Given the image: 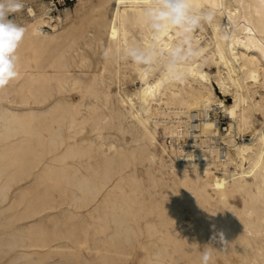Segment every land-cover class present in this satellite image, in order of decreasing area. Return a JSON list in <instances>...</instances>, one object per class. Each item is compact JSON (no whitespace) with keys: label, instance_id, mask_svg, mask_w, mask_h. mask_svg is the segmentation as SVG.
<instances>
[{"label":"bare ground","instance_id":"6f19581e","mask_svg":"<svg viewBox=\"0 0 264 264\" xmlns=\"http://www.w3.org/2000/svg\"><path fill=\"white\" fill-rule=\"evenodd\" d=\"M154 2L108 0L88 23L77 0L64 28L73 11L25 0L0 89V264H201L208 245L209 264H264V0H192L214 35L188 33L181 81L103 55L182 41L151 29Z\"/></svg>","mask_w":264,"mask_h":264},{"label":"clouds","instance_id":"9594fccd","mask_svg":"<svg viewBox=\"0 0 264 264\" xmlns=\"http://www.w3.org/2000/svg\"><path fill=\"white\" fill-rule=\"evenodd\" d=\"M23 0H0V89L19 78L18 49L24 39L26 28L18 25L10 17L21 11ZM210 10H197L192 0H155L144 10V16L155 32L175 28L183 38L172 45L167 52L156 48L129 46L114 52L105 49V59L120 58L138 66L145 71L159 70L168 79L181 81L186 76V66L199 54L190 43L188 33L203 22L212 19ZM214 247H203L201 264H209L213 259Z\"/></svg>","mask_w":264,"mask_h":264},{"label":"rangeland","instance_id":"374dc122","mask_svg":"<svg viewBox=\"0 0 264 264\" xmlns=\"http://www.w3.org/2000/svg\"><path fill=\"white\" fill-rule=\"evenodd\" d=\"M45 1H47V0H45ZM107 1L108 0H86L85 8L89 11L90 14L88 15V18L85 19V21L89 23L91 21L93 22L95 20H99L97 9L99 8V6L105 5V3ZM23 3H24L23 9L21 11L15 13V14H13L12 17H10L11 19L14 20L15 23H17L18 25H21V26L24 25L25 18L28 17L27 16V14H28L27 5L25 4V0H23ZM75 7H76V4H75L74 8ZM74 8L71 10V12L72 11L74 12V13L72 12L73 16L71 17L70 20H66L64 22V28L68 27L70 22L74 18L77 17V13L75 14ZM199 10H210V9L201 8ZM210 11L212 12V14L216 13V12L213 11V9L210 10ZM60 15H62V14H60ZM62 16L64 17V15H62ZM105 21H104V23H106V28H104V31H107V28L109 27L108 23L110 21V18L106 19ZM46 27L49 28V29H47ZM46 27H45L46 30H51V28L49 26H46ZM192 31L195 34H197L199 32L202 33V36H203L202 37V42L204 44L207 43V41L210 40L211 36L213 37V35H214L213 34L212 25H211L210 21L203 22L199 27L195 28ZM137 36H139V34ZM214 72H215V69H213V68L210 69L211 75H213ZM133 77H134V80H135L136 79V75L134 74ZM136 81H137V79L135 81H131V79L127 78L125 80V84L122 85V87L125 88L126 90H128L129 92L133 93L135 91V89L137 88ZM213 83H214V86L216 87V92H217L218 97L223 99V101H225V103H230L231 104L233 102V100L231 99L230 96H226V97L223 96V93H221V91L217 88V84H216V81H215L214 78H213ZM258 117L261 119L262 116L258 115ZM216 125L219 126L221 130L224 131L225 128L227 127V125H228V119H226L225 117L221 116L220 121L217 122ZM161 131H162V129H161ZM250 138H251L250 136L246 137L247 140H249ZM163 139H164L163 136L160 134V141H163ZM131 264H136V262L135 263H131Z\"/></svg>","mask_w":264,"mask_h":264},{"label":"built area","instance_id":"2783aa9c","mask_svg":"<svg viewBox=\"0 0 264 264\" xmlns=\"http://www.w3.org/2000/svg\"><path fill=\"white\" fill-rule=\"evenodd\" d=\"M47 1L50 4L51 15H59V14L63 15L66 12H69L74 8L77 2V0H47Z\"/></svg>","mask_w":264,"mask_h":264}]
</instances>
